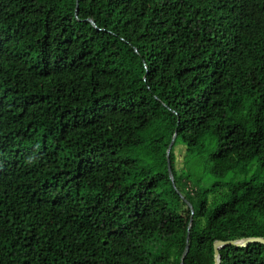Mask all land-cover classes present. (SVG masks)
<instances>
[{
    "label": "trees",
    "instance_id": "1",
    "mask_svg": "<svg viewBox=\"0 0 264 264\" xmlns=\"http://www.w3.org/2000/svg\"><path fill=\"white\" fill-rule=\"evenodd\" d=\"M201 157L264 169V0H0V264H180L186 241L215 264L264 237V180L199 188Z\"/></svg>",
    "mask_w": 264,
    "mask_h": 264
},
{
    "label": "rangeland",
    "instance_id": "2",
    "mask_svg": "<svg viewBox=\"0 0 264 264\" xmlns=\"http://www.w3.org/2000/svg\"><path fill=\"white\" fill-rule=\"evenodd\" d=\"M180 158V155H178V159ZM195 179H199V188L211 187L216 183H235L247 179H254L256 182H261L264 180V169H259L255 161L252 160L251 163L247 164L242 169L229 172L223 177H216L207 173L205 169V158L201 157L197 160Z\"/></svg>",
    "mask_w": 264,
    "mask_h": 264
},
{
    "label": "water",
    "instance_id": "3",
    "mask_svg": "<svg viewBox=\"0 0 264 264\" xmlns=\"http://www.w3.org/2000/svg\"><path fill=\"white\" fill-rule=\"evenodd\" d=\"M90 21L93 23V21L90 19ZM174 135L172 136L169 144H168V148H167V151L169 149V147L171 146L172 142H173V139H174ZM167 166H168V173H169V177L170 179L172 180V174H171V171H170V168H169V163H167ZM172 185L174 186V183H173V180H172ZM176 192L179 194L180 198L182 200L185 201V203L188 205V207L192 210V206L190 203H188L182 194H180L178 192V190L176 189ZM191 225V218L189 219V222H188V228L190 227ZM188 239V235L186 236V240ZM252 242H259V243H263L264 244V237L262 236H245V237H242V238H239V239H227V240H222V239H217L215 240L214 242V262L215 264H220V248L223 247L224 245H227V244H231V245H234V246H247L249 243H252ZM188 247H189V243L188 241H186L185 243V246L183 248V251H182V254H181V262L180 264H183L182 262V259L184 257V255L186 254L187 250H188Z\"/></svg>",
    "mask_w": 264,
    "mask_h": 264
}]
</instances>
